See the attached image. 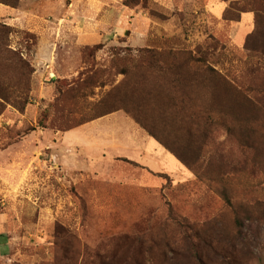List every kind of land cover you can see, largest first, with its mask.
<instances>
[{"label":"rangeland","instance_id":"obj_1","mask_svg":"<svg viewBox=\"0 0 264 264\" xmlns=\"http://www.w3.org/2000/svg\"><path fill=\"white\" fill-rule=\"evenodd\" d=\"M263 8L20 0L3 16L0 264H264Z\"/></svg>","mask_w":264,"mask_h":264},{"label":"trees","instance_id":"obj_2","mask_svg":"<svg viewBox=\"0 0 264 264\" xmlns=\"http://www.w3.org/2000/svg\"><path fill=\"white\" fill-rule=\"evenodd\" d=\"M0 4L5 5V6H8V7H11V8H18L19 7V4H20V0H0ZM262 20H264V8L262 10H257L256 11V22H258V25L260 24V21H262ZM0 30H2V32H3L4 30H8V28L6 26L0 25ZM256 30H258V29H256ZM254 34L255 33H253L252 35H254ZM254 37L264 38V36H262V32H261L260 28H259V33L256 36H254ZM249 41H250V39L247 41V45L249 44ZM101 49H102V46L101 45H98V46H96L94 48L93 51H96L97 52V51H99ZM0 98L3 99V100H5L4 99L5 97H1L0 96Z\"/></svg>","mask_w":264,"mask_h":264},{"label":"crops","instance_id":"obj_3","mask_svg":"<svg viewBox=\"0 0 264 264\" xmlns=\"http://www.w3.org/2000/svg\"><path fill=\"white\" fill-rule=\"evenodd\" d=\"M16 11H17L16 8H11V7L0 4V19H2L3 16L5 15L11 16L13 15V12H16ZM31 15L33 16V14ZM34 17L40 18V16L36 14H34Z\"/></svg>","mask_w":264,"mask_h":264}]
</instances>
